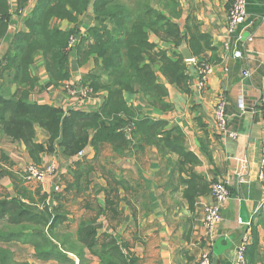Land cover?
<instances>
[{"label":"crops","instance_id":"0c3cea01","mask_svg":"<svg viewBox=\"0 0 264 264\" xmlns=\"http://www.w3.org/2000/svg\"><path fill=\"white\" fill-rule=\"evenodd\" d=\"M9 2L15 9V0ZM231 4L232 0H182L181 3L182 16L177 22L182 33L187 32L188 16H193L201 33L211 36L216 49L215 54L207 52L200 58L214 66L205 90H198L196 67L188 63L189 88L185 91L167 85L168 102L172 107L167 112L155 110L138 94H125L128 104L145 116L166 120L184 131L187 148L200 161L193 172L208 185V191L199 196L195 208L191 210L184 198L187 186L181 183V179L188 180L189 176L177 171V156L163 158L155 148H147L144 153L129 149L116 157L107 148L96 163V171L89 177V182L82 180L80 188L74 185L70 188L74 181L71 171L78 170L76 164H91L94 161L92 147L81 151L83 157L70 159L58 153L42 154L40 165L55 166L56 174L41 184L25 180V171L33 161L24 143L0 137V149L8 159V163L0 165V200L19 199L25 204L43 200L54 207L60 222L53 229L55 240H52L66 250L62 249L61 255L49 260H38L35 248L30 244V240L35 239L28 230L25 236L19 238L24 242L0 241V251L11 254L9 264H79V258L68 246L77 248L82 258L90 260L89 264H100L99 259L77 241L80 224L90 219L97 220L99 237L110 235L118 239V243L125 246L124 253L133 255L138 264H200L202 253L209 248L202 227V206L212 204L211 187L219 182H228L231 198L221 209L222 222L214 235V243L220 238L231 239L233 246L219 256L213 254L212 246V264H234L236 249L245 235L249 238L247 264H264V210L261 208L264 182L260 180L264 150V119L261 113L264 106V0H248L245 24L228 37L226 29ZM34 6V2L30 3L25 11L30 13ZM92 17L91 6L80 17L78 28L82 34L93 25ZM22 18L13 17L9 35H14L17 30L25 31ZM57 24L64 31L73 28L67 21ZM150 38L161 48L172 49L156 36L151 35ZM5 41L0 42V61L8 48ZM238 52L241 54L239 58L235 57ZM213 57L216 60L212 62L210 59ZM35 65L37 69L32 70L33 74L40 78L39 83L44 86L48 76L43 61L38 58ZM95 67L94 60L80 67L74 52L70 59L69 82L59 89L39 88L31 99L65 111L96 112L103 103L105 93L90 94L82 99L80 95L71 97L67 92L69 84L80 89L83 76ZM15 90L16 87H13L11 93ZM221 96L227 100L229 129L237 133V139H223L215 129L213 107ZM240 97L244 99V111L238 108ZM202 142L206 146L205 153ZM101 167L105 168L104 174ZM107 175H113L122 184L118 187L117 217L107 210ZM57 187L59 192H55ZM85 193L88 197H84ZM241 201L245 202L251 218L248 225L240 221ZM73 202L76 205L70 206L69 203ZM226 244L223 241L222 245Z\"/></svg>","mask_w":264,"mask_h":264},{"label":"trees","instance_id":"16d2710c","mask_svg":"<svg viewBox=\"0 0 264 264\" xmlns=\"http://www.w3.org/2000/svg\"><path fill=\"white\" fill-rule=\"evenodd\" d=\"M32 2L34 8L23 19L25 31L9 35L13 17L22 18L21 12ZM181 3L182 0H15L13 9L9 0H0V42L9 43L0 61V136L23 142L37 165L42 154L58 153L70 159L92 147L94 161L76 164L78 170L71 171L74 181L70 188H80L82 180L89 182L107 148L116 157L129 149L144 153L147 148H155L163 158L177 156V171L189 176L181 183L187 186L184 198L193 210L199 196L208 191V185L193 172L200 161L187 148L184 131L166 120L145 116L125 99L127 93L138 94L155 110L167 112L172 108L167 85L185 91L189 88V65L178 48L188 45L197 59L207 52L215 54L211 36L201 33L195 17L188 16L187 32L182 33L177 22L182 16ZM91 6L93 25L82 34L78 28L80 17ZM61 21L69 22L73 28L60 29L57 22ZM151 35L172 49L161 48L151 41ZM73 39L77 64L82 67L91 60L96 64L92 72L83 76L82 84L94 93L106 95L96 112L65 111L31 99L39 88L59 87L70 80L68 50ZM38 58L48 76V84L42 87L32 71ZM214 60L216 57L210 59ZM12 85L16 87L14 93L8 91ZM37 129L45 133L46 144L38 141ZM202 148L205 153L204 142ZM2 163H8V159L0 149ZM104 171L101 167L102 174ZM1 172L0 169V176ZM107 176V210L117 217L118 187L122 184L113 175ZM58 222L56 209L43 200L31 204L19 199L0 200V241H23L19 238L29 230L35 239L30 244L38 260H49L61 255L62 249L66 251L53 241V229ZM98 230L96 219L83 221L77 241L100 264H138L133 255L124 253L125 246L118 239L110 235L99 237ZM10 258L9 252L0 251V264H9Z\"/></svg>","mask_w":264,"mask_h":264},{"label":"built area","instance_id":"2783aa9c","mask_svg":"<svg viewBox=\"0 0 264 264\" xmlns=\"http://www.w3.org/2000/svg\"><path fill=\"white\" fill-rule=\"evenodd\" d=\"M247 6L248 0H232V4L228 13L227 20V35L232 37L239 27L245 24L247 20ZM24 14V10L21 12ZM76 39L71 41L73 44ZM240 53H235V57H240ZM191 65L196 67L199 82L197 88L199 91H203L207 87L210 76L213 73L214 66L205 60L193 58L189 61ZM74 90H76L74 92ZM78 90V91H77ZM67 92L71 97L80 95L82 99H86L90 94H94V91L90 88L81 87V89H71L67 87ZM238 108L241 111L245 110V103L243 97L239 98ZM264 119V106L261 110ZM213 122L218 135L223 139H237V133L229 129V116L227 114V100L221 96L218 98L216 104L213 107ZM82 157L83 153H79ZM261 173L260 180L264 182V150L261 159ZM56 167L53 165L38 167L37 165L30 164L25 171L26 182H37L44 183L50 177L55 176ZM59 187L55 188V192H59ZM210 197L212 204H204L202 206L203 218L202 227L205 231V239L209 242V248L204 251L201 255L200 264H212L211 247L214 243V235L222 222L221 209L227 204L231 198L228 182L215 183L211 187ZM261 208L264 210V201L261 204ZM249 238L247 235L244 236L242 242L236 249V260L234 264H247L246 260V248L248 245Z\"/></svg>","mask_w":264,"mask_h":264},{"label":"water","instance_id":"95a60500","mask_svg":"<svg viewBox=\"0 0 264 264\" xmlns=\"http://www.w3.org/2000/svg\"><path fill=\"white\" fill-rule=\"evenodd\" d=\"M178 52L181 54V56L186 62H189L194 58L193 54L191 53L189 47L186 44L180 46L178 48ZM240 221L243 225H248L251 222V218L247 211L244 201H241L240 203ZM223 241H226L227 244L222 245ZM232 246L233 244L231 243V239L228 240V239L220 238L216 240L215 243L213 244V254L215 256L222 255Z\"/></svg>","mask_w":264,"mask_h":264},{"label":"rangeland","instance_id":"374dc122","mask_svg":"<svg viewBox=\"0 0 264 264\" xmlns=\"http://www.w3.org/2000/svg\"><path fill=\"white\" fill-rule=\"evenodd\" d=\"M26 11H25V9H24V13H25ZM28 12V11H27ZM25 13L26 15H22V19H24L29 13ZM21 18V17H20ZM17 32H18V30H17ZM3 42V41H2ZM6 41H4L3 43H5ZM8 42V41H7ZM75 43H76V41L73 43V44H71L70 46H69V65H70V59H71V56H72V54L75 52L74 51V45H75ZM2 44V43H1ZM1 44H0V48H1ZM8 44V46H9V43H7ZM188 63V62H187ZM35 68L37 69V66L36 65H34V67H33V69L35 70ZM71 74V73H70ZM38 77V76H37ZM39 78V77H38ZM39 81H40V78H39ZM67 82H69V81H67ZM66 82H64L63 84H61L60 86H62V85H64ZM46 84H48V82L46 83ZM81 87H87V88H90V89H92L91 87H89V86H85V85H83L82 84V82H81ZM59 86V87H60ZM69 86V88H71V89H73L74 87H73V85H71V84H69L68 85ZM13 87H15L14 85H12V86H9L8 87V91L10 90V93H11V90H13ZM42 87V86H41ZM59 87H54V86H50V87H48L47 89H49V88H54V89H59ZM81 89V88H80ZM93 90V89H92ZM76 90H74V92H75ZM1 137V136H0ZM2 138V137H1ZM37 139H38V141L40 140L42 143H45L46 144V141H47V137H46V135H45V133L42 131V130H40V129H37ZM8 140V139H7ZM80 153H82V152H80ZM77 156H79V154L77 155ZM84 156V155H83ZM82 156V157H83ZM80 157V156H79ZM32 164H34V163H32ZM34 165H37V164H34ZM38 167H45V166H41V165H37ZM92 176V175H91ZM90 176V177H91ZM91 194V193H90ZM84 197H88V194L87 193H85L84 194ZM55 198H56V196H55ZM54 199V198H53ZM69 205L70 206H75L76 205V203L75 202H73V203H69ZM69 243H70V245H71V241H69ZM68 249L69 250H73L74 251V253L77 255V257L79 258V260H80V263L79 264H89V262H90V260L89 259H86V258H82V255L79 253V250L77 249V248H73V247H71V246H68ZM81 257V258H80Z\"/></svg>","mask_w":264,"mask_h":264}]
</instances>
